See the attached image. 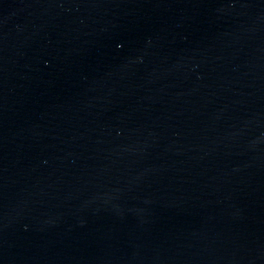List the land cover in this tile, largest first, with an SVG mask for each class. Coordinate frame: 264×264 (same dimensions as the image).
<instances>
[{
  "label": "water",
  "instance_id": "95a60500",
  "mask_svg": "<svg viewBox=\"0 0 264 264\" xmlns=\"http://www.w3.org/2000/svg\"><path fill=\"white\" fill-rule=\"evenodd\" d=\"M0 264H264V0H0Z\"/></svg>",
  "mask_w": 264,
  "mask_h": 264
}]
</instances>
